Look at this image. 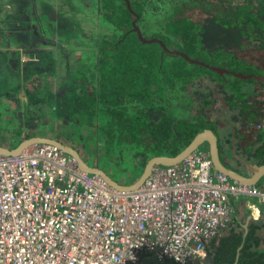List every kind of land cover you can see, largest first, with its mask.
Listing matches in <instances>:
<instances>
[{"label":"trees","instance_id":"obj_1","mask_svg":"<svg viewBox=\"0 0 264 264\" xmlns=\"http://www.w3.org/2000/svg\"><path fill=\"white\" fill-rule=\"evenodd\" d=\"M181 1L184 4L165 11L164 31L152 37L162 39L170 48L176 43L173 50H183L210 64L244 73H264V0H194L205 5L207 15L200 20L186 13L185 8L191 4ZM129 2L130 5L126 0L119 4L102 0L99 12L113 24V31L111 36L92 38L95 57L90 68L57 72L59 58L45 48L36 49L38 59L25 64L24 76L30 80L43 69L57 72L61 87L57 91L47 87L43 94L35 90V94L31 81V102L50 105L59 118L95 125L108 150L115 143L135 145V156H140L142 168L152 155L176 154L204 127L214 128L223 139L233 142L239 135L237 123H243L246 105L252 103L242 97L247 92L250 95L243 83L255 78L221 74L204 64L190 62L183 55L167 52L160 42H143L133 29V21L139 26L147 2ZM76 25L77 22L68 26L66 33L75 30ZM36 63H40L39 67L34 66ZM257 85L264 89L263 81L258 80ZM220 95L229 107L227 115L225 111L219 113L226 108ZM255 111L258 118L263 114L259 107ZM253 112H247L249 119ZM222 119L232 121L234 128L227 122L222 128L217 127V121L223 122ZM253 135L258 144L255 149L246 150L245 155L249 161L263 163L264 138L260 132ZM239 147L244 149L237 144V155ZM227 150L235 156L232 146ZM252 196L264 213V198ZM263 231L262 218L233 216L230 228H222L209 243L208 254L215 264H264ZM144 248L153 253L154 264L167 260L156 250ZM141 260L147 259L141 256ZM169 260L171 264H206L194 258L185 262Z\"/></svg>","mask_w":264,"mask_h":264},{"label":"built area","instance_id":"obj_2","mask_svg":"<svg viewBox=\"0 0 264 264\" xmlns=\"http://www.w3.org/2000/svg\"><path fill=\"white\" fill-rule=\"evenodd\" d=\"M255 129L264 138V113ZM237 195L263 199L264 189L215 169L204 146L119 190L56 145L34 143L0 154V264H128L142 247L203 262Z\"/></svg>","mask_w":264,"mask_h":264},{"label":"rangeland","instance_id":"obj_3","mask_svg":"<svg viewBox=\"0 0 264 264\" xmlns=\"http://www.w3.org/2000/svg\"><path fill=\"white\" fill-rule=\"evenodd\" d=\"M186 1L191 4V6L185 8V12L191 14L193 19L200 20L207 15L206 10H204V4L199 5L194 0ZM51 2H53L54 5H52ZM113 2L114 4H119L122 0H113ZM145 2H147L146 7L143 9L142 17L138 23L145 35L149 37L164 31L162 30V16L165 15V11L168 8H175L180 4H184L181 0H176L175 3L173 0H145ZM33 3L35 4L33 7H30L31 12H24V14H22V18L29 19L27 20V25H29V30L31 31L29 38L33 39V41L30 40L28 41L29 45L23 44V46H28L32 48V50L45 48L47 51H50L56 58H59L55 68L57 72L66 70L67 68L70 70H75L76 68H90V66H92V60L95 57L93 56L94 48L90 44L92 38H99L101 35L104 36L105 34L111 36L113 31V24L109 23V21L107 22L105 17L99 12L102 0H45L42 6H37L36 0H33L32 4ZM34 8L36 12L33 14L32 10ZM211 8H213V6H211ZM48 12L51 15L49 14L48 16ZM75 22H77L75 30L66 33L67 27ZM120 31L121 30H117V32ZM97 32L101 33L96 35ZM12 33L15 37L20 36L16 33V30ZM15 37L10 38L9 41L6 39V42L16 45L17 39ZM175 44L172 48L176 46ZM37 55L38 54H35L34 57L38 58ZM38 64L34 66L39 67ZM42 71L44 74L41 75L37 81L32 83L34 92L35 90H39L41 91L39 94H43L47 87L54 91L59 90L61 87V78L57 72L53 74L47 73L46 69ZM243 84L250 92V95H248V92L246 95H242L243 98L248 100V97L257 99L262 96L258 93L252 81H246ZM19 99L23 102L18 100L17 103H12L14 109L19 110V113L16 112L15 115L14 110V112L11 111L6 114L4 112V124L1 123L2 120L0 122V126H2L1 129H5L9 132L16 128L13 132L17 134L14 133L11 135L10 133H3L0 129V142H2L1 139L4 137L10 138L13 136V138L17 139H15L12 144L16 145L19 143L21 137L32 134L53 136L74 144L80 149L89 163L101 165L111 175L122 182H132L141 174L143 169L142 163L140 156L139 158L135 156V151L137 150L135 145L115 143L112 144L108 150L104 143L106 142L105 138L96 131L95 125H91L84 121L80 124V122H74V120L71 121L67 118H59L54 115L52 107L48 104L46 105L44 102H31L29 97L27 100L22 98ZM251 107L252 104L247 105L246 109H252ZM221 123L222 122L217 121L218 125ZM239 124L240 123H237L236 128L242 131L243 129ZM229 129L230 127L227 126V130ZM23 131L24 133H22ZM18 132L23 135L20 137ZM256 132L258 131L256 130ZM246 139L250 142H244L242 147L247 151L255 149L258 143L255 135L250 134ZM253 139H255V141H253ZM204 146L206 147V145ZM234 155L236 156V154ZM230 156L233 157L232 155ZM141 249L147 260H140L139 262H137V260H130L128 264H146L145 262L149 260L153 262V253L144 247Z\"/></svg>","mask_w":264,"mask_h":264},{"label":"water","instance_id":"obj_4","mask_svg":"<svg viewBox=\"0 0 264 264\" xmlns=\"http://www.w3.org/2000/svg\"><path fill=\"white\" fill-rule=\"evenodd\" d=\"M128 5H130V0H126ZM134 27L133 29L136 30L139 38L143 42H160L163 48L169 52L174 54H180L183 55L188 61L190 62H196L204 64L217 72L223 74V73H234L235 75H238L242 78H255L260 79L264 82V75L262 74H255V73H244L242 71H236L229 69L227 67L218 66L214 64H210L206 61L195 59L191 57L187 52L177 49L173 50L172 48L168 47L167 44L158 37H149L146 36L142 30L137 25L136 21H133ZM220 98L224 102V106L226 107V101L225 98L220 95ZM231 122V121H230ZM233 127V123H230ZM234 128V127H233ZM234 142H236V138H233ZM34 143H51L56 145L57 147L61 148L65 153L72 156L74 159V162L84 171L89 173H95L100 176H102L111 186L119 189V190H133L139 187L145 179L149 176V174L152 172L155 165L163 164V165H170L180 162L182 159H184L187 155L195 151L198 147L202 145H206L208 153L212 159L213 167L217 170H220L224 172L225 174L229 175L233 179H236L240 182H243L245 184H252V185H258L259 182L264 177V162L258 163L256 161H249L247 159H244L243 157L237 155L235 151V146L233 147L234 153L236 154V157L244 161V168L243 171L238 170L236 168H233L229 166L222 158L221 156V150L219 147V136L218 133L212 128V127H204L202 128L193 138L192 140L184 146L179 152L176 154H168V153H161V154H155L152 155L146 162L141 174L139 177L129 183L122 182L118 179H116L113 175H111L106 169H104L101 165L92 164L89 163L85 157L83 156V153L80 151L78 147H76L74 144L63 141L60 138L43 135V134H32L23 137L18 144L15 146H8L5 144L0 143V154H7V155H18L20 154L25 148L29 147L30 145ZM235 144V143H234ZM165 259L169 260L170 258L166 255H163ZM206 264H215L213 259L209 254L205 257Z\"/></svg>","mask_w":264,"mask_h":264},{"label":"crops","instance_id":"obj_5","mask_svg":"<svg viewBox=\"0 0 264 264\" xmlns=\"http://www.w3.org/2000/svg\"><path fill=\"white\" fill-rule=\"evenodd\" d=\"M32 1L33 0H0V122L2 120L1 122L2 124H4L6 113L11 112L13 110L15 111L14 113L15 115H16V112L19 113V110L14 109L12 103H17L18 100L20 102H23L19 98H22L25 100H27L28 97L30 98L28 87L31 81L34 83L41 77V75L44 74L43 71H40L39 73L34 75L33 79L28 80L24 76V72H23L24 67L26 66L25 64L28 61H30L33 58L34 60L38 59L34 57L35 54H38L36 52V49L32 50V48H29L28 46H23V44L29 45L28 38L30 36L29 34L31 31L29 30V25H27V20L29 19L22 18V14H24V12L26 13L31 12L30 7H33V5L35 4V3L32 4ZM36 2H37V6H42L45 0H36ZM51 3L52 5H54L53 2ZM35 12L36 10L34 8L32 10V13L34 14ZM49 14L50 13L48 12V16ZM15 30H16V33L19 34L20 36H16V37L13 36L12 32H14ZM14 37L17 39L16 45H13L10 42H6V39L9 41L10 38H14ZM39 65L40 64H38V66ZM35 102H40V101H35ZM262 105H263L262 113H264V101L263 100H262ZM1 128L2 126H0V129ZM13 131L7 132L5 129H1V132L10 133L11 135L16 133ZM22 133H24V131ZM19 134H20V137L21 135H23L21 133ZM243 134L244 132L240 131L239 135H243ZM0 136H1V133H0ZM21 138L19 139V141L21 140ZM15 139L17 138H13V136H11L10 138L4 137L1 139L2 142L0 143L5 144V145L10 144L11 146H15L14 144H12V142ZM259 143H262V141H259ZM259 183H260L258 184L259 187L264 189V177ZM253 197L254 196H250V195L233 196L232 198V203L234 207L233 216L234 217L246 216L249 219L262 218L264 220V213H262L257 202L253 201ZM253 203L258 205L259 210L254 211L252 209ZM248 221H246L244 224L247 225ZM142 251H143L142 249L138 251V258L136 259L137 262L141 260V256L144 257V254Z\"/></svg>","mask_w":264,"mask_h":264},{"label":"flooded vegetation","instance_id":"obj_6","mask_svg":"<svg viewBox=\"0 0 264 264\" xmlns=\"http://www.w3.org/2000/svg\"><path fill=\"white\" fill-rule=\"evenodd\" d=\"M262 54L264 55V51H262ZM261 61H262V63H264V57L262 58V56H261ZM256 74H262V75H264V73H256ZM227 75H229V73H227ZM252 78V77H251ZM251 78H249L250 80H252ZM258 80H260V79H253L252 80V82L254 83V86H256L257 88H258V93H260L262 96L259 98V99H251V98H249L248 97V100L247 101H249V102H252L251 104H253L252 105V109H246V114L244 115V117H243V123H240L239 124V126H241L242 127V131L244 132V134L243 135H240V136H238L237 138H236V142H234V140H233V142H230L229 140H225V138L223 139L222 137H221V134L220 133H218L214 128V130L218 133V136H219V147H220V150H221V156H222V158H223V160L229 165V166H231V167H233V168H236V169H238V170H241V171H243V168H244V166H245V164H244V161L243 160H241V159H239L238 157H236V156H233V157H231L230 155H229V152H228V150H227V147H230V146H232V147H234V146H237V144L239 145V146H243V144H244V142H246V143H248V142H250L249 140H247L246 138H247V136L248 135H250V134H253V133H255L256 132V130H255V122H256V119L258 118V114L256 113V111L255 110H257V108L259 107L260 109H262V98H263V101H264V89L262 88V87H259L257 84H258ZM257 81V82H256ZM260 81H262V80H260ZM255 104V105H254ZM257 104V105H256ZM247 106V105H246ZM225 108V107H224ZM228 110H229V107H228V105L226 106V108L225 109H220V111H219V113H221V112H224L225 111V113H226V115H227V112H228ZM251 110H254V112H253V115H252V118L251 119H249V115H248V113H251ZM248 112V113H247ZM262 114V113H261ZM223 120V122L221 123V124H217L218 126L217 127H223L225 124L224 123H226L227 122V124H230V123H233L232 121L230 122V120H225V119H222ZM252 120H253V122H252ZM231 125V124H230ZM232 126V125H231ZM238 132V131H237ZM238 134H240V131L238 132ZM252 141V140H251ZM253 141H255V139H253ZM235 143V144H234ZM240 148V150L238 149V152H239V155L241 156V157H243L244 159H247L248 160V156H246L245 155V153H246V149H242L241 147H239ZM251 157V156H250ZM251 159H253V158H251ZM150 261V260H149ZM153 261H154V259H153ZM164 261V264H171V260H163ZM153 263V262H152ZM157 263V262H156ZM173 263V262H172ZM149 264H151V262L149 263Z\"/></svg>","mask_w":264,"mask_h":264},{"label":"clouds","instance_id":"obj_7","mask_svg":"<svg viewBox=\"0 0 264 264\" xmlns=\"http://www.w3.org/2000/svg\"><path fill=\"white\" fill-rule=\"evenodd\" d=\"M202 146H204V145H202ZM205 147V146H204ZM206 149H207V147H205Z\"/></svg>","mask_w":264,"mask_h":264}]
</instances>
